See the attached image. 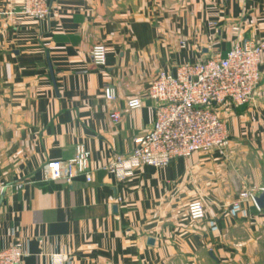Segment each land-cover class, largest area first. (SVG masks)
Here are the masks:
<instances>
[{
  "label": "crops",
  "instance_id": "0c3cea01",
  "mask_svg": "<svg viewBox=\"0 0 264 264\" xmlns=\"http://www.w3.org/2000/svg\"><path fill=\"white\" fill-rule=\"evenodd\" d=\"M23 1L0 0V248L21 244L22 264H264V210L240 198L264 188V52L252 102L220 110L226 150L126 179L105 169L152 129L159 71L264 43V0H50L47 19L20 13ZM99 43L105 69L92 57ZM136 97L143 106L130 109ZM79 148L91 182L44 180L47 162ZM197 199L207 215L192 221Z\"/></svg>",
  "mask_w": 264,
  "mask_h": 264
},
{
  "label": "built area",
  "instance_id": "2783aa9c",
  "mask_svg": "<svg viewBox=\"0 0 264 264\" xmlns=\"http://www.w3.org/2000/svg\"><path fill=\"white\" fill-rule=\"evenodd\" d=\"M49 1L24 0L20 13L36 19H47L51 15ZM263 52V42L245 40L227 52L217 51L198 62L182 65L174 72L159 71L148 92L157 102L152 129L137 138L136 148L131 154L118 155L105 169L119 179H126L142 166L162 168L177 158L189 157L196 152L226 150L231 138L220 110L226 106L243 108L252 102L262 78ZM92 57L96 66L105 69L108 63L106 45L96 44ZM105 96L109 100H116L117 92L107 86ZM142 106L141 97L128 102L130 109ZM120 118L119 113L113 114L116 122ZM89 158L90 152L79 148L75 158L47 162L43 168L44 180L71 183L75 177L84 175L91 182ZM7 187L0 181V195ZM263 189L249 187L240 192V198L254 200L253 194ZM236 204L239 205V202ZM188 212L192 221L204 220L207 215L205 202L202 199L193 200ZM25 256L21 244L0 248V264H22ZM57 263L73 264L64 258Z\"/></svg>",
  "mask_w": 264,
  "mask_h": 264
},
{
  "label": "water",
  "instance_id": "95a60500",
  "mask_svg": "<svg viewBox=\"0 0 264 264\" xmlns=\"http://www.w3.org/2000/svg\"><path fill=\"white\" fill-rule=\"evenodd\" d=\"M253 196H254V200H255L257 206L260 209L264 210V189L258 193L253 194ZM151 241L153 243L154 240H151Z\"/></svg>",
  "mask_w": 264,
  "mask_h": 264
}]
</instances>
